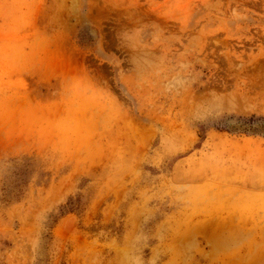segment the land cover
I'll use <instances>...</instances> for the list:
<instances>
[{"label":"rangeland","instance_id":"obj_1","mask_svg":"<svg viewBox=\"0 0 264 264\" xmlns=\"http://www.w3.org/2000/svg\"><path fill=\"white\" fill-rule=\"evenodd\" d=\"M0 264H264V0H0Z\"/></svg>","mask_w":264,"mask_h":264}]
</instances>
